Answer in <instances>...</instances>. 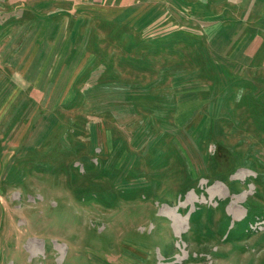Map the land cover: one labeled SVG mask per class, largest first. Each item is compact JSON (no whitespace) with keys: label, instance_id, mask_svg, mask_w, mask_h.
Wrapping results in <instances>:
<instances>
[{"label":"rangeland","instance_id":"1","mask_svg":"<svg viewBox=\"0 0 264 264\" xmlns=\"http://www.w3.org/2000/svg\"><path fill=\"white\" fill-rule=\"evenodd\" d=\"M0 264H264V0H0Z\"/></svg>","mask_w":264,"mask_h":264},{"label":"crops","instance_id":"2","mask_svg":"<svg viewBox=\"0 0 264 264\" xmlns=\"http://www.w3.org/2000/svg\"><path fill=\"white\" fill-rule=\"evenodd\" d=\"M113 2H115V1H113ZM91 3H95V2L91 1ZM101 3H109V2L108 1H102Z\"/></svg>","mask_w":264,"mask_h":264}]
</instances>
